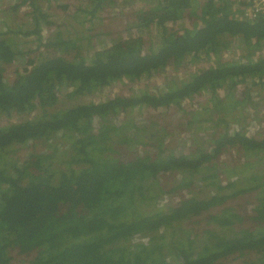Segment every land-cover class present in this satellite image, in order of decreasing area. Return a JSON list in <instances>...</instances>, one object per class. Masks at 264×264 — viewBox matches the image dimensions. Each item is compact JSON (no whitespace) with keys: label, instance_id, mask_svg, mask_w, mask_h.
I'll return each instance as SVG.
<instances>
[{"label":"trees","instance_id":"obj_1","mask_svg":"<svg viewBox=\"0 0 264 264\" xmlns=\"http://www.w3.org/2000/svg\"><path fill=\"white\" fill-rule=\"evenodd\" d=\"M139 2L146 8L132 10ZM233 13L214 0H0V264H264V17ZM187 17L193 29L170 31ZM114 34L90 53L95 37ZM207 61L156 93L80 101ZM196 96L206 101L188 114ZM172 106L183 111L185 153L180 139L169 145L162 114L134 117ZM179 192L186 198L165 207ZM249 196L243 227L230 202Z\"/></svg>","mask_w":264,"mask_h":264},{"label":"built area","instance_id":"obj_2","mask_svg":"<svg viewBox=\"0 0 264 264\" xmlns=\"http://www.w3.org/2000/svg\"><path fill=\"white\" fill-rule=\"evenodd\" d=\"M200 1V0H198ZM202 1V0H201ZM218 5L219 4H228L231 9L233 10V14L236 17V20H240V21H256L261 17H264V0H214ZM146 4L144 2H139L138 4H136L132 10H137V9H143L146 8ZM198 17H200V13L198 12ZM129 21L132 20L131 18H128ZM101 22V21H100ZM102 23H104L102 21ZM195 23H197V18L193 19V18H186L185 21V25H182V21L176 20L173 22H170L168 24V28L170 29L171 32H179V33H183L184 30L188 29L191 30L194 28ZM105 24V23H104ZM202 20H199L198 22V27L201 28L202 27ZM135 33V32H134ZM134 33H132L131 35H127V34H123L122 36L125 39H129L130 36H132ZM116 34L112 35V39H110V43L112 45V41L115 40ZM134 37H139V35H134ZM106 38V37H105ZM109 44V43H108ZM109 44V46L107 48H109L111 46ZM104 48V49H107ZM97 49V48H96ZM97 51H103V48L97 49ZM228 54H225V56L223 55V61L224 62H232L228 59L227 57ZM237 55L240 57V55H242V52L240 50H237ZM227 57V58H226ZM213 67V62H204L202 64H197V65H193V64H186L185 66L182 67H178L176 68L174 65L169 66L167 72H165L164 74L168 75L167 78H163V76L157 75L153 78H142V79H138V80H134V81H123V80H118L115 83H113L111 86L107 87L111 89V92L113 94V97L108 99L111 100L113 98H116L118 96H130L131 92H130V88L136 89V90H147L151 93H156V92H152V83L156 81V79H161V83H160V87H162L161 89L164 88L167 79L175 76V77H183L185 73H187L189 70H191L190 72H197L199 71L200 68L202 69H210ZM171 75H170V74ZM237 91L243 92L245 90L244 86H238ZM221 91L219 90V93ZM225 93L223 92L221 94V96H223ZM201 98V97H200ZM200 98H198L197 96L193 99H189L187 101H185L182 105V109L184 111H186V109L188 108H193L196 107L195 110L200 107L202 105V103L200 102ZM172 108L175 107H171V108H165L162 107L161 109H152L153 113H164L165 110L168 112L170 111ZM177 109V108H176ZM179 110V109H178ZM181 112V111H180ZM190 112H193V110H190ZM261 120V119H260ZM258 125V124H257ZM256 126H254L253 128H251L249 130V133L254 137L255 136V132L260 131V129ZM262 132V130H261ZM235 153L232 154H224L223 156H225V158L228 155H232L233 158H236ZM225 161V159H224Z\"/></svg>","mask_w":264,"mask_h":264},{"label":"rangeland","instance_id":"obj_3","mask_svg":"<svg viewBox=\"0 0 264 264\" xmlns=\"http://www.w3.org/2000/svg\"><path fill=\"white\" fill-rule=\"evenodd\" d=\"M53 15H54V18H53V20H55V21H57V22H59V21H61V20H63V13L62 12H53ZM188 16V15H187ZM124 18L122 19V22H121V24H124V26L125 25H130L131 24V22H132V20H130L129 21V16H123ZM193 19H195V18H193ZM181 20V19H180ZM185 21H186V19L185 20H183L182 21V25L184 26L185 25ZM102 23V22H101ZM103 25H104V23H102V28H101V30H103ZM132 32V31H131ZM131 32L129 33V34H131ZM145 32H147V31H145ZM93 34H97V32L96 31H94V33ZM134 35L136 36V35H139V36H141V34L140 33H138L137 31L134 33ZM145 44H146V46L148 45V44H150L151 45V43H152V41L150 40V39H152L153 40V36H151L150 37V39L147 37V35L145 34ZM113 37H112V35H111V37L110 38H105V37H103L102 35H99V36H97V37H95L94 38V42H93V45H94V47L92 48V49H90V53L91 54H95V53H100L99 51H97V49H100V48H103V51L105 50L104 48H107L108 46H109V44L111 45V43H110V39H112ZM109 43V44H108ZM97 48V49H96ZM102 52V51H101ZM13 71H14V68H9L8 69V71H7V73L5 74V80L6 81H9V80H11L12 79V75L14 74L13 73ZM191 70H189L188 71V73L190 72ZM170 74V73H169ZM160 76H163V78H167L168 77V75H166V74H159ZM171 75V74H170ZM157 76V75H156ZM160 83H161V79H156V81L155 82H153L151 85H152V92H157L158 90H160L162 87H160L159 85H160ZM130 90V92H131V94L132 93H134V92H137V91H140V90H136V89H133V88H130L129 89ZM65 94L66 93H64L61 97H60V99H59V102H60V104H62V105H68L69 103H70V100H68V97H66L65 96ZM209 96L210 95H208L207 97L209 98ZM113 97V94H112V92H111V89L110 88H105L104 90H102L101 92H99V93H96V94H94V95H92V96H85V97H82V98H80V101L82 102V103H97V102H102V101H106V100H108V99H110V98H112ZM206 101V97L204 96V97H201L200 98V102L203 104L204 102ZM195 108L196 107H193V108H188V109H186V112L189 114L190 113V110H195ZM153 110L152 109H144V110H142L141 112H139V114L137 113V114H134V117H135V119L136 120H139L138 119V115H142V117L143 118H147V119H149V117L150 116H156V115H158V114H162V116H163V118L164 119H168L167 120V122L169 121V124H171V125H169V133H170V137L168 138L169 140H170V146L171 147H176V145H177V143H178V137H179V130H178V126H180L181 124H182V121H183V118L181 117H179L180 116V114H182L183 113V111H181V110H178L177 111V109L176 108H172L170 111H166L165 110V112L164 113H153L152 112ZM181 111V112H180ZM178 114V115H177ZM32 115L33 116H35L36 115V113H32ZM28 118H33L32 116H29ZM25 119H26V117H25ZM5 120H7V118L6 117H1L0 118V126L2 125V123L5 121ZM18 120V122H21L20 120H19V118H15L14 117V119H13V121L15 122V121H17ZM249 122H251V121H249ZM258 122V121H257ZM257 122H255V123H257ZM254 126H256V125H254V123L249 127V129H251V128H253ZM261 133H257L254 137H258L259 135H260ZM263 136V135H262ZM261 136V137H262ZM182 142V141H181ZM182 144L185 146V148L186 147H188L189 146V144H187V143H185V142H182ZM229 159H233V156L232 155H228L226 158H225V161H227L228 162V160ZM172 181H174V178H172ZM168 191L170 190V188L168 187V189H167ZM178 194H180V193H172V195H170V197H169V202L171 203L172 201H173V199H174V196H176L177 195V197H178ZM195 194H196V196H198V197H201L202 196V192H201V190L200 189H195ZM164 199L162 200V202H164V206L165 207H169V203H168V201H167V199L165 198V197H163ZM250 200V201H249ZM254 200L255 199H253V197L252 196H249V197H245V198H238V199H235V200H232L231 202H230V205H231V207L234 209H230L231 211H234V212H239L242 216H243V218L245 219V223H242V226L243 227H245V225H248V226H250V225H252V223L250 222V221H248L247 220V218H249L250 217V215L253 213V208H254ZM223 208H221V209H219V210H216V211H214L212 214L213 215H215V214H217V212H219L220 213V211L222 210ZM161 210H164V209H162L161 208ZM201 222H202V225H201V229L202 230H204V227L208 230L209 229V227L207 226V225H205V224H207L206 222H204V221H202L201 220ZM194 222H191V226L190 227H193L194 228V224H193ZM196 224V223H195ZM204 226V227H203ZM241 262H240V260H237V262H227V264H240Z\"/></svg>","mask_w":264,"mask_h":264},{"label":"flooded vegetation","instance_id":"obj_4","mask_svg":"<svg viewBox=\"0 0 264 264\" xmlns=\"http://www.w3.org/2000/svg\"><path fill=\"white\" fill-rule=\"evenodd\" d=\"M182 114H180V117H182L183 119H184V117L183 116H181ZM188 117H186V119H187ZM258 132H255V135L257 134ZM259 134V133H258ZM180 139V141H182V142H185V143H187L185 140H184V138H183V136L180 134L179 135V137H178V140ZM188 142H191V141H188ZM188 144V143H187ZM190 148L189 147H186V148H184V149H182V153H185L186 152V150H189ZM180 194H178V197H177V195L176 196H174V206L175 205H177L182 199H184V198H186V196L184 195V194H182V192H179ZM167 201L169 202V198L167 199ZM171 203H173V201L171 202Z\"/></svg>","mask_w":264,"mask_h":264},{"label":"clouds","instance_id":"obj_5","mask_svg":"<svg viewBox=\"0 0 264 264\" xmlns=\"http://www.w3.org/2000/svg\"><path fill=\"white\" fill-rule=\"evenodd\" d=\"M210 97V96H209ZM97 103H99V102H97Z\"/></svg>","mask_w":264,"mask_h":264}]
</instances>
